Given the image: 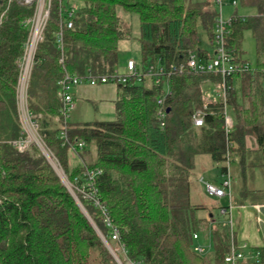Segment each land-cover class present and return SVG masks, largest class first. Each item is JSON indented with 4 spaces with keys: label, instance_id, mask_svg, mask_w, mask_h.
Masks as SVG:
<instances>
[{
    "label": "trees",
    "instance_id": "16d2710c",
    "mask_svg": "<svg viewBox=\"0 0 264 264\" xmlns=\"http://www.w3.org/2000/svg\"><path fill=\"white\" fill-rule=\"evenodd\" d=\"M71 2L79 5L72 28H62L61 50L55 39L58 2L53 3L27 88L39 134L69 181L83 167H72L55 120L61 108L57 82L64 72L107 75L117 69L122 44L134 43L138 67L156 64L166 73L158 85L151 79L118 85L113 121L67 126L70 143L84 142V152L86 145L95 146V158L82 162L102 170L95 187L111 219L109 228L91 202L81 201L90 219L82 213L36 147L20 154L11 145L20 134L16 90L28 36L22 23L32 9L0 0V264H118L101 239L116 252L112 228L127 256L144 264H225L235 239L225 218H216L214 208L199 199V177L215 168L223 178L235 165L244 178L258 170L264 179V0H239L258 14L233 16L225 42L233 61L249 69L224 80L218 74L170 71L191 54L210 58L199 44L203 36L214 48V2L62 0ZM246 31L254 41V68L242 57ZM197 110L204 113L201 127L192 121ZM224 110L232 120L228 133ZM248 193V204L264 206V186ZM203 229L211 248L198 255L193 235ZM255 252L256 260L239 264H264V247Z\"/></svg>",
    "mask_w": 264,
    "mask_h": 264
},
{
    "label": "built area",
    "instance_id": "2783aa9c",
    "mask_svg": "<svg viewBox=\"0 0 264 264\" xmlns=\"http://www.w3.org/2000/svg\"><path fill=\"white\" fill-rule=\"evenodd\" d=\"M11 1H16L19 5L32 9L31 16L26 18L22 23L23 27L28 31V36L23 47V55L19 62L20 72L16 90V105L20 124V134L16 140L11 142V145L20 154L26 153L31 147L34 146L46 159H50V156L59 165L57 159L44 144L43 139L39 134V125L37 119L28 108L27 88L31 70L34 64L35 53L38 45L44 40V32L50 18V12L53 3L58 2L57 13L59 17L60 27L59 31L55 35V39L57 48L60 50L63 46L62 28H72V18L77 12L78 6L74 2L63 4L62 0H9V2ZM225 1L230 0H213L216 8L218 7L220 10ZM231 3L234 6L236 5L235 1H231ZM231 18L228 21H224L222 19L221 13H219L216 17L213 38L214 55L212 57L207 60H203L199 59L194 54H191L188 56L184 63H181L177 66H171L170 71H189L196 74H218L224 80L237 71L248 70V65L237 64L233 61L232 53L226 47L225 38L228 33L227 28L232 23ZM165 73L166 71L163 68L158 67L156 64H150L142 69L138 67L136 62L132 59L127 60L124 72L122 73H119L117 69L107 75L101 76H78L75 74L64 72V75L57 82L56 95L61 103V108L59 111V116L55 119L62 126L59 134L60 140L63 141L62 145H67L68 152L72 157L78 156L79 152L82 151L85 147V143L82 141H75L73 143H70L67 135V120L75 106L73 97V90L75 88L81 85L96 87L108 83H115L117 86H126L131 83H140L144 79H151L153 80L155 85H158L160 84L161 79L165 76ZM167 93L168 89L166 88V94ZM162 102L163 98L158 100V104L160 105V107H162ZM164 115V111L160 108L157 114L158 120L160 122L163 121ZM203 116L204 113L201 110H197L194 112L192 121L195 127H201L203 125ZM224 116L225 129L228 133L232 128V120L226 110H224ZM161 126H163L162 123ZM80 164H82L83 167V171L81 172L80 176L76 177L74 181L71 182L62 171L61 173L63 177H60L62 178L61 181H63V185L66 187L68 192H70L73 198L78 200L76 196H79L80 200L89 201L93 204V206L98 208L102 213L104 224L107 227L111 228V219L106 213L105 207L101 205L97 189L95 187L96 178L102 174V170L98 168H89L83 165L82 161L80 162ZM230 188L231 177L229 174L223 177V181L219 186L204 183V191L208 197L217 200L225 198L228 199L229 206H220L218 213L220 216L225 218V222L229 227L231 235L234 237V230L230 215V211L232 208ZM110 235L112 241L119 244L116 252L111 249L115 257L118 259L119 264H144L141 260H133L127 256V252L124 246L119 242V234L116 229L112 228ZM193 239L196 241L193 248L196 254L205 255L210 250L211 245L209 242L206 244L199 243L198 234H194ZM246 249V245L239 246L236 242L233 241L232 238L229 252L224 257V263L239 264L241 262L247 261L248 258L250 260H256L259 257L258 252L247 256L244 252ZM117 254L122 257V261L118 258Z\"/></svg>",
    "mask_w": 264,
    "mask_h": 264
},
{
    "label": "rangeland",
    "instance_id": "374dc122",
    "mask_svg": "<svg viewBox=\"0 0 264 264\" xmlns=\"http://www.w3.org/2000/svg\"><path fill=\"white\" fill-rule=\"evenodd\" d=\"M238 5V14L236 16L242 17V18H248V17H254L258 14V11L254 7H243L240 5L239 0H234ZM77 6L79 3L75 2ZM218 14L221 13L222 19L224 21H228L234 14V6L230 4V6H224L221 10L217 7ZM133 31V30H132ZM202 36V35H201ZM203 39V36L201 37V40ZM121 51L119 53L118 58V66L117 71L119 73L124 72V68L127 62V58H133L136 61L139 60L138 54L135 53L133 49L125 50L124 45L122 44ZM242 49L244 51V54L242 57L244 60H248L250 63V68L255 67V46L253 43V39L251 35L249 36L248 31L244 33L243 36V43H242ZM119 67V68H118ZM78 92L76 90V100L74 102L75 109L71 115L70 118H68L67 124H81V123H92V122H109L113 121L115 119V106H114V100H116V93L120 94V90L117 88V85L115 83H108L105 85H99L96 87H90L88 85H81L77 87ZM214 89H216L214 87ZM79 91H83V93H80ZM210 94V93H209ZM89 152V153H88ZM48 154V153H47ZM79 155L84 157L85 161H92L93 158H95V146L93 143L86 145V152L83 150L79 152ZM49 156V155H48ZM50 159H46L48 163L51 165L59 179L61 180L62 176V168L60 164L58 165L54 159H52L49 156ZM69 159L72 167L77 166L79 164V160L77 158H73L69 154ZM60 166V167H58ZM64 172V171H63ZM230 177H231V188H230V199H231V207H235L236 205H239L241 203H249V191L262 188L264 186V179H262V176L260 173H254V175H251L247 173L246 178H244L242 172L239 171L235 165L231 166L230 170ZM200 181V190H201V198L203 202L207 204L208 207L214 208L212 210V213L217 218L219 217L218 210L216 209L219 205H225L229 206L228 199H213L206 195H204V183H209L214 186H219L221 182L223 181V178L221 177L219 170L215 168H210L206 170L204 173L201 174L199 177ZM63 182V181H61ZM247 194L242 195L243 192H246ZM70 193V192H69ZM72 196V195H71ZM74 196V195H73ZM76 196V193H75ZM74 196V197H75ZM75 198L74 201L82 211V213L88 218V214L86 210L84 209L81 201L79 199V196ZM222 217V216H220ZM235 234V232H234ZM101 236V235H100ZM208 233H206L205 229L202 230L201 235L199 234V239L204 241H207ZM101 239L103 237L101 236ZM235 242L236 241V235H234ZM103 241V240H102ZM110 247V246H109ZM107 248V247H106ZM252 252V249H250ZM247 256H249V251H244ZM248 260H250L248 258Z\"/></svg>",
    "mask_w": 264,
    "mask_h": 264
},
{
    "label": "crops",
    "instance_id": "0c3cea01",
    "mask_svg": "<svg viewBox=\"0 0 264 264\" xmlns=\"http://www.w3.org/2000/svg\"><path fill=\"white\" fill-rule=\"evenodd\" d=\"M193 1L194 2L208 1L211 3L213 2V0H193ZM231 1H234V0L225 1L222 5L221 9L224 6H230V4L232 5ZM234 9H235V11H234L233 16L237 15L239 12L237 3L234 6ZM248 33L250 36L251 33L249 31H248ZM253 43H254V41H253ZM199 46L202 49H205L210 57H212L214 55V48L209 44L207 39L203 38L201 40ZM124 47H125V50L126 49L127 50L133 49L135 51V53H137L136 44H134V43H133V45L125 44ZM127 59L133 60V58H127ZM134 61H136V60L134 59ZM77 89L78 88H75L73 90L74 102L76 100V94L75 93H76ZM77 92H78V90H77ZM79 92L83 93V91H79ZM117 95H118V93H116V98H117ZM114 102H115V100H114ZM74 109H75V106H74ZM74 109H73V111H74ZM73 111L71 112L69 118L71 117ZM80 156L81 155L78 154V156L73 157V158H77L79 160V163H80L82 161V159L84 158L83 156H81V157ZM239 171L242 172L241 169H239ZM256 172L259 173L258 170ZM247 173H249V172L248 171L246 172V176H247ZM246 176H245V178H246ZM262 188H259V189H262ZM259 189H255V190H259ZM250 191H252V190H250ZM249 196H250V194H249ZM220 206H225V205H220ZM230 215H231L233 230L235 232L234 235H236V241H237L236 243L239 246L246 245L247 246L246 250L249 252H251L250 249L256 250V249H260V248L264 247V206H254V205H251L248 203L243 204V205L239 204V205H236L235 207L233 206L231 208ZM208 239H207V241H204V239L203 240L199 239V243L206 244L209 242ZM251 253H249V255ZM252 254H254V253H252ZM247 261H253V260H247Z\"/></svg>",
    "mask_w": 264,
    "mask_h": 264
},
{
    "label": "water",
    "instance_id": "95a60500",
    "mask_svg": "<svg viewBox=\"0 0 264 264\" xmlns=\"http://www.w3.org/2000/svg\"><path fill=\"white\" fill-rule=\"evenodd\" d=\"M102 240H103L105 246L107 247V249L109 250L110 254L113 256V258L115 259V261L119 264L118 259L115 257V255L111 251V248L109 247L108 243L104 239H102Z\"/></svg>",
    "mask_w": 264,
    "mask_h": 264
}]
</instances>
